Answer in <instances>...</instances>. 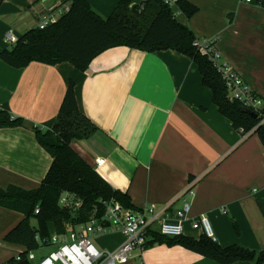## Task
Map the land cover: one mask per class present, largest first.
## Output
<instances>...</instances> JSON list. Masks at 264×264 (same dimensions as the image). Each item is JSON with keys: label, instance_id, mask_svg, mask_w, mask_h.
<instances>
[{"label": "crops", "instance_id": "0c3cea01", "mask_svg": "<svg viewBox=\"0 0 264 264\" xmlns=\"http://www.w3.org/2000/svg\"><path fill=\"white\" fill-rule=\"evenodd\" d=\"M88 1L108 17L121 0ZM189 1L198 11L191 17L178 11L177 19L197 38L216 39L222 60L264 98L261 1ZM64 2L2 0L0 53L12 47L10 35L20 38L37 27L43 13ZM70 81L80 111L98 128L89 138L73 140V148L114 188L127 193L136 209L172 202L170 214L179 218L176 212L188 201L185 236L199 239L203 231L193 221L206 215L222 246L264 250V145L254 132L242 138L214 103L197 64L172 49L115 46L96 56L85 71L70 62L33 61L15 68L0 57V107L24 120L22 126L0 128L1 186L36 188L46 176L52 157L35 128L53 127ZM97 158L106 162L98 167ZM191 181L194 193L178 198ZM23 218L22 212L0 205V264L25 250L5 239ZM95 240L100 248L113 249L124 237L114 231ZM126 264L218 263L181 245L156 243L143 253L134 251Z\"/></svg>", "mask_w": 264, "mask_h": 264}, {"label": "trees", "instance_id": "16d2710c", "mask_svg": "<svg viewBox=\"0 0 264 264\" xmlns=\"http://www.w3.org/2000/svg\"><path fill=\"white\" fill-rule=\"evenodd\" d=\"M71 3L70 11L57 22L45 28L35 27L27 31L0 57L15 68H24L33 61L50 65L70 62L85 71L92 60L105 50L115 46H128L148 52L172 49L192 58L202 75V82L213 93L214 103L220 112L237 128L246 132L255 129L264 145V103L257 110L231 100L222 75L211 59L195 45L194 31L181 23L176 13L182 11L193 16L198 7L189 0H177L175 6L165 0H142L132 4L121 0L110 16L98 13L88 0H64ZM264 5V0H260ZM248 108L256 113L246 112ZM24 125L22 117L0 107V128ZM97 126L84 115L78 106L74 82L70 81L59 114L51 129L35 128L42 146L52 157L50 168L36 188L17 184L3 187L0 184V205L24 214L6 236L9 242L23 245L21 258L30 251L49 246L46 241L53 234L66 235L76 224L87 222L92 215L105 214L106 203L112 199L133 207L131 197L114 188L72 146L75 139H86L97 131ZM193 179V178H192ZM70 192L83 200L79 209H70L60 203L61 196ZM39 209V212L36 210ZM35 217L38 225L31 223ZM147 248L159 243L181 245L215 260L218 264L251 261L264 264V250L256 251L239 244L222 246L203 234L199 239L185 235L169 237L151 232ZM16 258L7 264H15Z\"/></svg>", "mask_w": 264, "mask_h": 264}, {"label": "built area", "instance_id": "2783aa9c", "mask_svg": "<svg viewBox=\"0 0 264 264\" xmlns=\"http://www.w3.org/2000/svg\"><path fill=\"white\" fill-rule=\"evenodd\" d=\"M2 0H0L1 3ZM252 3L260 0H244ZM171 6H175L177 0H165ZM71 8L70 2L61 4L58 10L47 11L41 15L37 25L45 28L57 22ZM62 16L59 18V16ZM18 38L10 35L9 42L16 43ZM195 45L199 51L208 56L222 75L228 97L240 101L244 106L257 110L262 107L264 98L257 94L247 83L244 77L229 64L222 60V54L216 46V39L204 37L197 38ZM264 122V119L261 123ZM242 138L245 139L252 134L255 129L246 132L239 129ZM106 162L105 158H97L96 166H102ZM195 181H191L178 198L192 195L194 193ZM61 205L70 209H79L83 205V200L76 194L66 192L61 196ZM172 202L161 207H156L154 203H149L141 209L125 206L118 200L112 199L106 203L105 214L101 217L92 215L87 222L76 224L66 235L53 234L46 241L49 246L54 247L51 253L42 256L36 264H126L129 262L134 251L143 253L150 239L151 232H158L169 237L184 235L183 220L187 219L190 213V202L185 201L183 208L176 212L179 218L170 214ZM39 212V209L36 210ZM194 228H201L203 234L217 241V237L208 216L200 215L193 221ZM119 231L123 234V242L113 249H102L95 238L100 234ZM17 261H22L21 254L16 257ZM33 263L36 260L34 251L28 253L27 258Z\"/></svg>", "mask_w": 264, "mask_h": 264}, {"label": "rangeland", "instance_id": "374dc122", "mask_svg": "<svg viewBox=\"0 0 264 264\" xmlns=\"http://www.w3.org/2000/svg\"><path fill=\"white\" fill-rule=\"evenodd\" d=\"M31 223L33 225H38V221L35 217H32L31 218ZM96 241V240H95ZM54 247H51V246H45L41 249H39L38 251L35 252L36 254V260L33 261V263H37V260H39L42 256L44 255H47L48 253L50 254L51 253V250L53 249Z\"/></svg>", "mask_w": 264, "mask_h": 264}, {"label": "water", "instance_id": "95a60500", "mask_svg": "<svg viewBox=\"0 0 264 264\" xmlns=\"http://www.w3.org/2000/svg\"><path fill=\"white\" fill-rule=\"evenodd\" d=\"M245 111L251 113L253 116H256V113L248 108H245ZM15 264H32V262L28 259H24L22 261L16 262Z\"/></svg>", "mask_w": 264, "mask_h": 264}]
</instances>
